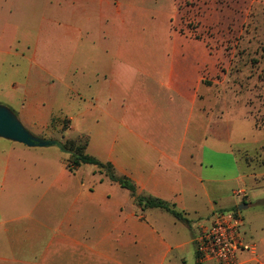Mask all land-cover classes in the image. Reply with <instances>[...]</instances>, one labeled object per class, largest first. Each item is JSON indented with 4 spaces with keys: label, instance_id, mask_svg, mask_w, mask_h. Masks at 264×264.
Segmentation results:
<instances>
[{
    "label": "crops",
    "instance_id": "1",
    "mask_svg": "<svg viewBox=\"0 0 264 264\" xmlns=\"http://www.w3.org/2000/svg\"><path fill=\"white\" fill-rule=\"evenodd\" d=\"M144 2L0 0V106L36 131L54 114L78 116L90 156L187 222L141 209L128 190L94 174L71 178L60 160L36 165L25 154L31 148L0 137V264H215L197 262V221L229 204L239 209L241 181L264 178V165L250 160L264 154V129L243 114L245 126H216L209 137L199 78L207 50L182 36L141 42ZM171 93L190 104L179 131ZM214 154L231 174L212 173ZM259 227L244 232L255 250L238 264H264Z\"/></svg>",
    "mask_w": 264,
    "mask_h": 264
},
{
    "label": "rangeland",
    "instance_id": "2",
    "mask_svg": "<svg viewBox=\"0 0 264 264\" xmlns=\"http://www.w3.org/2000/svg\"><path fill=\"white\" fill-rule=\"evenodd\" d=\"M143 8L145 18L140 21L143 27L141 42H183L179 40L182 36L184 41L200 43L207 50V67L199 78L205 91L202 99L206 103L204 121L209 126L208 135L216 132V126H220L217 127L218 133L220 128L225 132L221 126H245L243 114L254 126L264 129V0H145ZM171 97V116H175L179 131V126L187 123L190 104L173 93ZM75 119L54 114L46 128L40 131L23 125L34 139L47 143L45 146L28 147L31 149L25 154L36 161V165L43 163V166L55 167L60 160L71 178L78 172L85 176L94 174L97 181L99 177L107 179L92 165H81L69 172L66 168L69 155L57 145H51H73L89 155L87 147H84L85 144L88 146L87 132L82 130L86 122L81 123L78 116ZM207 148L215 150L218 147L208 144ZM221 156L213 155L219 166L212 173L218 176L231 174L227 172ZM250 160L264 165V154ZM258 182L253 186L246 179L238 186L247 192L245 204H254L252 207L239 210L236 205H228L230 211L243 219L241 232L252 229L262 233L259 226L264 218H258V215L264 214V178L258 179ZM228 188L237 189L232 183L228 184ZM249 241L255 243L251 239Z\"/></svg>",
    "mask_w": 264,
    "mask_h": 264
},
{
    "label": "built area",
    "instance_id": "3",
    "mask_svg": "<svg viewBox=\"0 0 264 264\" xmlns=\"http://www.w3.org/2000/svg\"><path fill=\"white\" fill-rule=\"evenodd\" d=\"M237 198L243 191H236ZM243 219L232 211H218L196 223L193 245L198 263L238 264L242 253H253L254 243L241 232Z\"/></svg>",
    "mask_w": 264,
    "mask_h": 264
},
{
    "label": "trees",
    "instance_id": "4",
    "mask_svg": "<svg viewBox=\"0 0 264 264\" xmlns=\"http://www.w3.org/2000/svg\"><path fill=\"white\" fill-rule=\"evenodd\" d=\"M51 145H57L63 153H66L69 155V159H68L69 161L66 166L69 172L75 171L81 165L95 166L101 171L100 173H103L104 177H106L111 183L117 184L121 188L128 190L131 197L134 199L135 204L141 209L143 210L152 209V208L161 209L169 213L175 219L179 221L187 222V220L183 217L182 213L177 212L167 202H164L160 199L153 198V197H143V196L137 195L134 184L125 177H118L115 174L114 168L110 163L100 162L96 158L85 154L84 151L82 152L80 148L74 147L73 145H71L70 147H67L61 143H51ZM84 147H87V144H85Z\"/></svg>",
    "mask_w": 264,
    "mask_h": 264
},
{
    "label": "water",
    "instance_id": "5",
    "mask_svg": "<svg viewBox=\"0 0 264 264\" xmlns=\"http://www.w3.org/2000/svg\"><path fill=\"white\" fill-rule=\"evenodd\" d=\"M0 137L22 144L26 147L45 146L47 143L34 139L25 131L14 114L0 106ZM247 205L242 204L239 210L246 209Z\"/></svg>",
    "mask_w": 264,
    "mask_h": 264
}]
</instances>
